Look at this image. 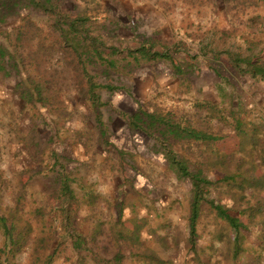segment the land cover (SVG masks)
Listing matches in <instances>:
<instances>
[{
	"label": "rangeland",
	"instance_id": "1",
	"mask_svg": "<svg viewBox=\"0 0 264 264\" xmlns=\"http://www.w3.org/2000/svg\"><path fill=\"white\" fill-rule=\"evenodd\" d=\"M243 59L264 63V0H0V264L264 256ZM179 163L204 180L193 233Z\"/></svg>",
	"mask_w": 264,
	"mask_h": 264
},
{
	"label": "trees",
	"instance_id": "2",
	"mask_svg": "<svg viewBox=\"0 0 264 264\" xmlns=\"http://www.w3.org/2000/svg\"><path fill=\"white\" fill-rule=\"evenodd\" d=\"M48 1V0H47ZM247 64H251L250 61L246 62ZM253 76L260 74V76L262 78H264V70L263 69H259V68H254L253 72H252ZM139 120V118L137 119ZM238 123V122H236ZM240 126V125H239ZM192 136V135H191ZM196 137V136H195ZM179 169L181 171V173L183 175H190L191 173H189L186 169V167L182 164L179 163ZM193 181V186L195 188V194H197V198L195 197L193 203H192V210H191V217H190V221H191V232L193 233L194 231V222L196 219V215H197V202H198V195L201 194V188H202V184L204 183V180L198 178L197 175H190ZM214 208L217 209L218 214L225 218L227 220V222L233 227V228H239L240 226H242L243 224H241L238 220V218H235L233 216H231L230 214H228L227 212L223 211L221 209L220 206H215Z\"/></svg>",
	"mask_w": 264,
	"mask_h": 264
},
{
	"label": "crops",
	"instance_id": "3",
	"mask_svg": "<svg viewBox=\"0 0 264 264\" xmlns=\"http://www.w3.org/2000/svg\"><path fill=\"white\" fill-rule=\"evenodd\" d=\"M236 58V56H235ZM249 62L251 64H247L246 62ZM238 65L241 66L242 65V70L245 71V73H249L248 75H250L251 77V88L253 89V92L256 93V90H260L261 88L264 89V78H262L260 76V74H257L255 76H253L252 72L254 70V68H259V69H263L264 70V63L261 62L259 59H243L242 62H238ZM258 103L255 102V103H252L251 104V107H253V109L255 107H257ZM262 119H264L263 116H261ZM236 264H264V256H257V255H254V256H248L246 258H244V260L242 262H237Z\"/></svg>",
	"mask_w": 264,
	"mask_h": 264
}]
</instances>
